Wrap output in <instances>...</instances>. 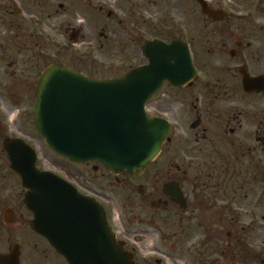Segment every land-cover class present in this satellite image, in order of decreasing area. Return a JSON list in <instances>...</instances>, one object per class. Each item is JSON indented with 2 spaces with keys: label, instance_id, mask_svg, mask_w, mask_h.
<instances>
[{
  "label": "flooded vegetation",
  "instance_id": "af4514ba",
  "mask_svg": "<svg viewBox=\"0 0 264 264\" xmlns=\"http://www.w3.org/2000/svg\"><path fill=\"white\" fill-rule=\"evenodd\" d=\"M206 1L224 12L220 21L198 0H0V92L25 94L14 126L24 138L21 122L35 127L36 92L50 67L92 78V50L125 63L140 59L125 75L147 64L145 43L190 51L193 83H165L151 101L168 103L171 131L154 162L167 151L166 164L152 163L140 176L74 164L88 174L72 184L104 207L130 264H264V112L257 113L264 93H248L243 84L244 75L264 78V0H250L248 13L238 0ZM92 29H103L105 39L94 34L95 48ZM8 130L0 113V142L17 138ZM92 172L114 196H92ZM22 208L4 206L0 195V264H69L33 231L34 216Z\"/></svg>",
  "mask_w": 264,
  "mask_h": 264
},
{
  "label": "water",
  "instance_id": "95a60500",
  "mask_svg": "<svg viewBox=\"0 0 264 264\" xmlns=\"http://www.w3.org/2000/svg\"><path fill=\"white\" fill-rule=\"evenodd\" d=\"M203 13L219 21L198 0ZM149 65L107 81L88 79L51 67L37 91L34 121L39 134L57 154L71 162H98L115 174L141 175L160 155L170 133L164 119H151L147 103L165 82L182 87L196 70L187 48L162 42L144 45ZM264 86V78L244 75L248 93ZM11 169L28 192L25 202L34 214L32 229L46 238L69 264H130L118 245L104 208L82 195L60 176L37 167L38 155L26 142L4 144ZM92 206V209H91Z\"/></svg>",
  "mask_w": 264,
  "mask_h": 264
},
{
  "label": "rangeland",
  "instance_id": "374dc122",
  "mask_svg": "<svg viewBox=\"0 0 264 264\" xmlns=\"http://www.w3.org/2000/svg\"><path fill=\"white\" fill-rule=\"evenodd\" d=\"M211 1V0H210ZM229 3V1H228ZM110 4H113L110 2ZM249 4H253L250 0H238V8L241 10L244 7V13H248ZM164 7L161 6L159 17L161 18V11ZM108 10H115L114 8H110ZM101 32L103 29H92V48H95L93 35L95 34L96 38L104 43L105 39L101 36ZM102 38V39H101ZM104 40V41H103ZM92 78L96 80H112L117 77H121L122 74L129 68V66H136L141 60L140 59H130L127 63L123 60H110L106 59L105 56H99L96 50H92ZM145 63V61H142ZM124 75V74H123ZM3 80L8 81V78H3ZM24 93L20 92H11L7 95L4 92H0V113L6 117L8 130V138L10 137H18L27 141L38 153V167L41 170L52 172L56 175H59L68 181L72 182L73 180H77L79 183L86 180L85 176L88 174V170L79 169L74 164L70 163L68 160L56 154L49 146L46 144L45 140L38 134L35 127L33 126H25L24 119L22 120L23 129L27 130L29 137H21L16 133L15 125L18 123L17 116L19 114V110L17 107L22 103V97ZM160 100V99H159ZM159 100H155L151 102L147 107L148 115L151 117H160L167 119L170 121L169 109L164 108L165 103H160ZM9 102L15 107L13 115H9L8 112L5 111V108L10 107ZM22 105V104H21ZM21 107V106H20ZM264 107H257V113H263ZM187 121L182 122L187 126ZM7 138V137H6ZM8 139H3L0 142V148L3 149V144ZM3 152L0 157V195L2 203L6 204V206L13 207L19 206L22 208L21 203H23L22 198L24 197L23 187L19 178L12 172L10 169V163L8 161L7 155ZM168 154L166 153L159 158L157 163H153V165H161L166 164ZM85 182V181H84ZM101 183L107 185L104 180L101 179L100 175H96L92 172V196H98L104 194L108 197L114 196L111 193V189L103 192ZM258 194V189L254 190ZM116 195V194H115ZM240 207H244L245 212L249 211L248 208H245L243 204H240ZM118 209V208H117ZM21 211L27 212L26 208H22ZM251 211V210H250ZM119 210H116L112 215L114 219V223L119 224L120 218ZM124 218V216H122ZM253 219V218H251ZM247 227L250 223V220L246 219L241 221ZM258 223H262V221L258 220Z\"/></svg>",
  "mask_w": 264,
  "mask_h": 264
}]
</instances>
